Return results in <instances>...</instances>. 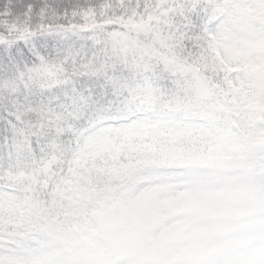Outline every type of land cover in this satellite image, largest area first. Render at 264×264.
Returning <instances> with one entry per match:
<instances>
[{"label": "snow or ice", "instance_id": "6c2138e0", "mask_svg": "<svg viewBox=\"0 0 264 264\" xmlns=\"http://www.w3.org/2000/svg\"><path fill=\"white\" fill-rule=\"evenodd\" d=\"M0 264H264V0H0Z\"/></svg>", "mask_w": 264, "mask_h": 264}]
</instances>
